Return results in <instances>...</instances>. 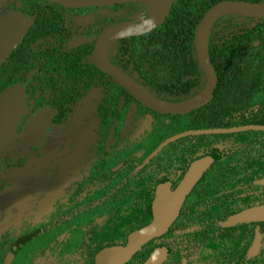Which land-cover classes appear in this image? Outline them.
<instances>
[{"label":"flooded vegetation","instance_id":"af4514ba","mask_svg":"<svg viewBox=\"0 0 264 264\" xmlns=\"http://www.w3.org/2000/svg\"><path fill=\"white\" fill-rule=\"evenodd\" d=\"M11 11L23 14L25 33L0 63V93L10 85H22L24 110L12 133L0 144V199L7 198L0 226H8L5 235L0 236V264H96L101 249L125 245L130 233L138 229L139 171L148 167L146 171L157 180L165 177L155 186L148 224L153 218L152 204L158 185L170 182L175 189L193 161L203 156L191 158L186 153L191 139L185 137L194 135L189 134L169 141L147 160L165 139L189 129H181L184 124L180 116H171L180 113L162 112L145 104L95 61L102 33L111 25L147 20L150 6L146 2L70 6L56 0L0 1V19ZM144 11H147L145 18L139 20ZM167 16L149 31L114 38L105 55L142 83L114 59L118 42L154 31ZM232 21L251 20L237 17ZM239 27L242 25L221 27L220 44L229 40L230 35L235 36ZM142 84L158 97L182 101L160 96ZM121 88L126 92H121ZM118 91L119 97H114ZM21 134L23 139L18 137ZM217 159L186 195L167 232L155 238H164L179 222L183 209L193 202V191L199 184L212 191L208 184L220 173L214 168ZM262 177L253 179L251 185L264 186L254 183ZM215 182L220 185L219 179ZM257 228L263 235L261 248L248 257ZM126 230L128 234L122 242L107 244L104 239L112 237L107 232ZM263 239L264 233L257 225L245 251L250 262L264 260L259 257ZM96 243L100 248L94 254ZM161 244L170 248L166 261L173 248L162 240L154 247ZM210 254L214 256L208 259L210 264H238L240 252L233 244L231 248L220 249L217 255ZM186 263L183 258V264Z\"/></svg>","mask_w":264,"mask_h":264},{"label":"trees","instance_id":"16d2710c","mask_svg":"<svg viewBox=\"0 0 264 264\" xmlns=\"http://www.w3.org/2000/svg\"><path fill=\"white\" fill-rule=\"evenodd\" d=\"M218 1L221 0H176L157 29L119 40L114 59L160 96L172 100L194 96L206 83V73L199 64L195 46L196 27ZM237 17L251 21L234 23L232 20ZM239 25L242 27L235 30V36L230 35L233 40L228 42L229 38L221 45L219 29ZM257 39L260 43L254 44ZM210 53L219 77L213 98L187 113L171 116L181 117L184 124L181 129L264 124V16L223 15L213 28ZM121 92L126 91L121 88ZM114 97H119V91ZM185 138L191 139L186 151L191 158L219 154L214 168L220 173L213 174L215 177L208 184L212 191L204 188L207 185L201 188L199 184L193 191V202L183 209L179 222L164 238L148 242L126 264H142L159 240L170 243L173 248L164 264H183V258L187 259L186 264H210L208 259L214 257L210 253L217 255L220 249L231 248L233 244L240 252L238 264H264V260L250 262L245 258L255 227L260 225L264 233V221L230 227L218 223L242 208L264 203V186L251 185L253 179L264 176V130L201 133ZM147 168L138 173V228L151 219L150 202L155 186L165 179L152 177ZM215 179H219L220 185ZM127 230L107 232L112 237L104 239L107 244L122 242ZM99 248L96 243L94 254ZM259 257L264 259V239Z\"/></svg>","mask_w":264,"mask_h":264},{"label":"water","instance_id":"95a60500","mask_svg":"<svg viewBox=\"0 0 264 264\" xmlns=\"http://www.w3.org/2000/svg\"><path fill=\"white\" fill-rule=\"evenodd\" d=\"M70 6L104 5L136 0H56ZM150 6V16L141 23H121L108 27L99 37L95 53L96 63L107 71L117 82L124 85L134 96L145 104L162 112H189L209 102L218 84V73L211 60L209 40L216 21L228 13H241L264 16V1L221 0L212 5L200 19L195 32V46L200 66L206 73L204 87L194 96L182 101H169L158 97L142 83L116 66L106 55L108 43L117 37H128L149 31L158 26L169 13L175 0H142ZM24 29V16L19 11H11L0 19V63L20 42ZM24 87L10 85L0 93V144L12 133L17 120L24 110ZM40 115V114H39ZM38 117V115H37ZM264 130V124L249 123L230 127H212L189 129L165 139L147 158L150 160L166 143L181 136L199 133L236 132L244 130ZM18 137L23 139V135ZM218 154H209L193 161L179 185L171 188V183H160L152 204V220L130 233L125 245H111L101 249L96 255V264H125L134 254L151 239L158 237L169 229L177 218L186 195L194 187L208 166L218 158ZM255 184L264 185V177L255 180ZM264 221V203L245 207L220 221L223 227L242 223ZM259 228L251 244L248 257L256 255L262 244ZM170 248L166 244L154 247L149 257L142 264H163Z\"/></svg>","mask_w":264,"mask_h":264},{"label":"rangeland","instance_id":"374dc122","mask_svg":"<svg viewBox=\"0 0 264 264\" xmlns=\"http://www.w3.org/2000/svg\"><path fill=\"white\" fill-rule=\"evenodd\" d=\"M0 1H3V0H0ZM5 6H7V5H5ZM146 14H147V11H144L143 13H142V15L140 16V17H138V19L140 20V19H142V18H145V16H146ZM6 206H7V198H6V196L5 197H3V198H1L0 199V214L3 212V211H5V208H6ZM7 209V208H6ZM3 220L5 219V215L3 216V218H2ZM7 226V224H5L3 227H1V229H0V236H2V235H5L4 234V231L6 230V228H8V226ZM16 232V231H15ZM0 239H2V237H0ZM56 256H58V257H68V256H70L69 254H63V255H60V254H56ZM65 261V260H64Z\"/></svg>","mask_w":264,"mask_h":264}]
</instances>
